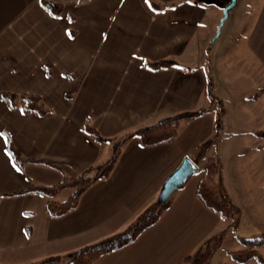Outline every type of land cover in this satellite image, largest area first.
I'll list each match as a JSON object with an SVG mask.
<instances>
[{"label": "crops", "instance_id": "obj_1", "mask_svg": "<svg viewBox=\"0 0 264 264\" xmlns=\"http://www.w3.org/2000/svg\"><path fill=\"white\" fill-rule=\"evenodd\" d=\"M230 1L0 0V95L37 94L51 110L43 117L26 114L0 98V264L39 263L129 233L159 205L164 183L183 159L214 134L209 81L225 110L222 129L250 135L242 156L226 162L221 148L218 154L228 196L240 208L235 236L263 233L246 215L249 209L264 214V200L260 209L259 195L250 189L255 183L264 189V138L254 135L264 130V0H238L210 48ZM221 36L222 47L232 38L237 47L216 51ZM162 59L177 65L143 66ZM67 91H73L72 101ZM205 109L212 111L186 121L172 143L146 148L137 137L127 140L109 178L90 187L77 209L59 219L48 215L44 196L23 193L31 185L95 171L113 159L116 141ZM85 124L113 140L98 143ZM4 130L25 158L62 171L18 167ZM195 176L175 191L154 226L95 264H186L187 256L223 237L231 221L202 205L195 193L199 166ZM70 194L63 191L56 199Z\"/></svg>", "mask_w": 264, "mask_h": 264}, {"label": "trees", "instance_id": "obj_2", "mask_svg": "<svg viewBox=\"0 0 264 264\" xmlns=\"http://www.w3.org/2000/svg\"><path fill=\"white\" fill-rule=\"evenodd\" d=\"M73 20V18H71ZM209 63V59L207 61ZM177 63L171 60L162 59L159 61H144L143 66L152 70L166 69L176 66ZM212 84L209 81V97L211 102L217 101L220 112L216 113L214 132L222 130V118L225 114L222 102L217 100L212 93ZM264 91L261 89L260 92ZM258 95L253 96L256 98ZM0 98L11 109L20 108L26 114H34L40 117L51 113L47 108L41 96L37 94L28 93H11L3 92ZM65 98L72 101L74 98L73 91H67ZM210 109H205L202 112L181 113L177 116L160 120L152 125L145 126L133 134L128 135L120 141H116L115 156L106 165L96 169L97 174L93 176L92 169L77 175V176H63L62 180L51 185H31L28 190L23 193H37L47 199V213L52 219H59L70 212L77 209L81 196L99 180L107 179L114 170L117 160L121 154L122 147L127 140L132 137H137L143 147L150 148L162 144H169L174 142L179 134L180 122L191 121L201 114L211 112ZM219 127H221L219 129ZM220 130V132H221ZM84 131L94 138L98 143H105L113 139L104 138L92 125L85 124ZM4 135L7 141V150L11 155L15 164L22 168L25 164H38L47 166L59 171L61 168L51 163L37 161L25 158L21 152L14 146L9 133L4 130ZM259 138H264V130L254 134ZM218 142H205L199 145L195 152L189 157L197 166L201 167L202 178L196 186V197L202 205L210 212L218 215L224 220H231V211H236L237 216L240 214V208L231 202L224 184L223 167L218 157ZM214 150L211 152V150ZM72 190V194L64 200L58 201L56 197L63 191ZM18 193V194H23ZM169 202L160 206L159 211L150 213L143 217L141 221L132 228L129 233L116 236L114 239L107 240L101 244L89 246L80 249L77 252L69 253L63 256H51L39 263L30 264H95V262L102 256L111 254L120 250L129 244L133 243L138 236L154 226L161 213L167 210ZM237 242L239 248L228 251V255L235 260L236 264H247L254 262L257 264H264V233L260 236L243 237L238 236ZM206 247V246H205ZM205 247L203 246L199 252L194 255H189L185 258L186 264H195V260L200 254H204ZM213 253L206 255L211 257Z\"/></svg>", "mask_w": 264, "mask_h": 264}, {"label": "rangeland", "instance_id": "obj_3", "mask_svg": "<svg viewBox=\"0 0 264 264\" xmlns=\"http://www.w3.org/2000/svg\"><path fill=\"white\" fill-rule=\"evenodd\" d=\"M224 25H225V23H224ZM226 27H224L223 30L226 29ZM236 29H237V27L235 26L234 27V30H236ZM223 38H224V36H223ZM223 38L221 36L217 40V42L215 44V47H214V49L216 51H218L220 48H222L221 51H230V50H233V49H235L237 47V44L235 42L236 38H232V39H234L233 40L234 42L233 41L230 42L229 43L230 45L227 46V44L225 43L223 45V47H222L221 46V43H222L221 41H222ZM211 103H212L211 104L212 105L211 106V109L214 110L215 114L216 113H219L220 112V107H219L217 101L211 102ZM185 125H186V121H183L182 120L180 122V127L181 128H184ZM220 128L221 127H219V129ZM220 130L214 132V134L212 135V137H210L207 140V142L213 141V142H216L217 143L218 142V139H219L218 152H219V150L221 148V151L223 152V154L225 156L224 157V160L226 162H228V161H230L232 159H235L236 157H240L241 154L246 153V149H244V145L247 144V142H248L247 139L249 138L250 135H246V134L238 135V134H234V133L228 134V133H226V130H223L222 129L221 132H220ZM236 142L239 143L238 146H240V147H238V148L239 149L242 148L241 150H238V148H237V151H235L234 145H235ZM213 151L214 150L212 149L211 152H213ZM218 157H219V155H218ZM200 170H201V167H200ZM95 174H97V171L93 172V176ZM201 174H202V170H201ZM191 177H193V179H195L196 176L194 174ZM190 178L188 179V181L190 180ZM255 185L256 186L253 185L250 188L251 189V193H254V194L255 193H258L259 198L261 200V202L259 203L260 204L259 207H260V209H262V207H263L262 206V203H263V200H264V191H263L264 189H262L261 187H259V184H257V183H255ZM246 199L247 198H245V200ZM157 200H158V204L159 205L154 206L153 209H152V211H151V213H154V212L159 211V208H160L159 197H158ZM231 202H233V201H231ZM261 212L262 211L260 210V212L258 214L256 213V215L255 214L252 215L250 213V209H249V211L247 212L246 218H247V220H248V222L250 224H253L255 227H257L259 229H263V233H264V214L261 213ZM240 220H241L240 214H239V216H237V212L236 211H231V220L230 221H231V224L232 225L229 228V230L225 233V235L223 237L219 238L217 241H214L213 240V241L209 242V244L207 246L205 245L206 246V247L204 246L205 247V251H204L205 253L204 254H200L198 256V258L195 260V264H234L235 263V260L233 258H231L228 255L227 252L228 251L235 250V246L238 245L237 236H235L234 231L236 230V228L240 224L239 223ZM127 232H130V231H127ZM263 233H261L260 235H262ZM260 235H258V236H260ZM217 243H219V245H220L219 247L216 246ZM99 244H101V243H99ZM90 246H92V245H90ZM209 253H213L211 257H207L206 256V255H209Z\"/></svg>", "mask_w": 264, "mask_h": 264}, {"label": "water", "instance_id": "obj_4", "mask_svg": "<svg viewBox=\"0 0 264 264\" xmlns=\"http://www.w3.org/2000/svg\"><path fill=\"white\" fill-rule=\"evenodd\" d=\"M237 2L238 0H231L230 3L223 9V16L217 27L216 34L211 41L210 48H212L215 39L220 35L221 29L229 16L230 10L236 6ZM47 7L51 9V6L48 5ZM197 171L198 166L190 158L187 157L183 159L179 167L168 177L164 183L159 195V203L162 205L169 202L175 191L182 187Z\"/></svg>", "mask_w": 264, "mask_h": 264}]
</instances>
